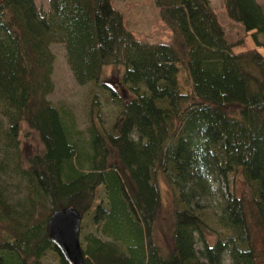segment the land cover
I'll list each match as a JSON object with an SVG mask.
<instances>
[{
	"label": "trees",
	"instance_id": "1",
	"mask_svg": "<svg viewBox=\"0 0 264 264\" xmlns=\"http://www.w3.org/2000/svg\"><path fill=\"white\" fill-rule=\"evenodd\" d=\"M113 1L50 0L44 15L34 0H0V140L18 154L25 126L40 144L26 164L16 158L26 208L16 211L0 188V264H41L50 250L66 264L47 231L65 207L81 215L82 264H220L225 252L231 264H264V247L253 242L264 231L262 7L223 0L255 45L235 52L244 40H227L208 0H152L171 31L168 44L138 40ZM52 44L64 46L77 84L105 88L118 106L107 129L93 95L85 144L47 99ZM108 65L123 68L127 99L102 81ZM159 173L173 217L165 250L154 233ZM237 175L248 194L228 192L218 216L223 234L209 245L197 198Z\"/></svg>",
	"mask_w": 264,
	"mask_h": 264
},
{
	"label": "rangeland",
	"instance_id": "2",
	"mask_svg": "<svg viewBox=\"0 0 264 264\" xmlns=\"http://www.w3.org/2000/svg\"><path fill=\"white\" fill-rule=\"evenodd\" d=\"M214 9L222 29L226 33V38L230 43L243 39V43L234 48L235 52H242L255 48L250 35H245L242 27L228 19L223 8V0H208ZM262 7L264 13V0H255ZM39 11L46 15L50 10V0H34ZM114 7L121 13L126 29L132 32L138 40L149 44H168L171 41L170 29L161 22L158 8L152 0H115ZM264 43V38L259 36ZM50 50L54 55L53 72L51 79L54 85L53 92L47 99L58 107L70 122L73 139H79L85 144L88 135L90 110L92 97L97 96L96 109L99 111L101 121L105 128L110 129L118 111V106L112 102L109 91L105 88L95 86L92 83L79 85L76 83L70 66L66 60V51L62 44H52ZM264 54V49H260ZM123 68L120 66L108 65L103 68L102 81L115 90L122 98L127 99L128 93L124 90L121 81ZM181 75V81H183ZM20 136L21 149L16 155L15 152L8 151L0 140V188L4 191L8 203L16 210L22 211L26 208L27 189L25 180L18 174L16 169L17 157L20 164H26L29 157L38 152L40 144L36 135L22 127ZM158 186L160 190V206L157 219L154 223L155 239L162 249H166L170 244L173 217L171 208V197L166 185L164 176L159 173ZM229 191H234L237 195H247L242 178L237 175L234 179L229 178L228 182L216 180L212 183L209 194L197 198L198 211L202 215L207 225L203 238L209 245H213L218 237L223 234V228L218 222L220 210L226 202ZM82 239V235H80ZM253 242L256 248L264 247V231L253 233ZM196 250L199 257L203 249V244L197 237ZM201 261H205L201 259ZM41 264H61L60 257L52 250L47 251L41 258ZM220 264H231L228 252H225Z\"/></svg>",
	"mask_w": 264,
	"mask_h": 264
},
{
	"label": "water",
	"instance_id": "3",
	"mask_svg": "<svg viewBox=\"0 0 264 264\" xmlns=\"http://www.w3.org/2000/svg\"><path fill=\"white\" fill-rule=\"evenodd\" d=\"M80 223L81 215L73 207L54 211L47 222L49 240L66 264L83 262L79 240Z\"/></svg>",
	"mask_w": 264,
	"mask_h": 264
}]
</instances>
